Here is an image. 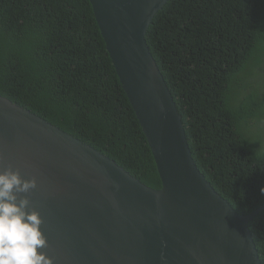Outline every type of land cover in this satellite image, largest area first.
<instances>
[{"label":"trees","instance_id":"trees-1","mask_svg":"<svg viewBox=\"0 0 264 264\" xmlns=\"http://www.w3.org/2000/svg\"><path fill=\"white\" fill-rule=\"evenodd\" d=\"M206 179L264 206V0H170L147 35ZM0 95L162 182L90 0H0ZM264 264V211L250 224Z\"/></svg>","mask_w":264,"mask_h":264},{"label":"water","instance_id":"water-1","mask_svg":"<svg viewBox=\"0 0 264 264\" xmlns=\"http://www.w3.org/2000/svg\"><path fill=\"white\" fill-rule=\"evenodd\" d=\"M170 0H90L152 152L153 189L94 147L0 95V173L35 180L29 200L53 264H263L250 224L199 169L147 35Z\"/></svg>","mask_w":264,"mask_h":264},{"label":"clouds","instance_id":"clouds-1","mask_svg":"<svg viewBox=\"0 0 264 264\" xmlns=\"http://www.w3.org/2000/svg\"><path fill=\"white\" fill-rule=\"evenodd\" d=\"M35 188L36 181L23 180L19 172L0 173V264H53L38 251L47 247L40 214L28 211L30 202L20 195Z\"/></svg>","mask_w":264,"mask_h":264},{"label":"flooded vegetation","instance_id":"flooded-vegetation-1","mask_svg":"<svg viewBox=\"0 0 264 264\" xmlns=\"http://www.w3.org/2000/svg\"><path fill=\"white\" fill-rule=\"evenodd\" d=\"M261 126L263 127L262 131H263V133H264V125H263V124H261Z\"/></svg>","mask_w":264,"mask_h":264}]
</instances>
